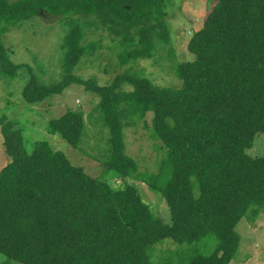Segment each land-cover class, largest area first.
Listing matches in <instances>:
<instances>
[{"label":"trees","instance_id":"1","mask_svg":"<svg viewBox=\"0 0 264 264\" xmlns=\"http://www.w3.org/2000/svg\"><path fill=\"white\" fill-rule=\"evenodd\" d=\"M170 1L0 0V36L41 11L66 19L63 24L71 17L61 44L60 80L43 84L28 68L22 96L38 104L73 84L97 95L109 129L103 166L119 180L114 187L90 176L47 141L28 152L22 130L0 114L9 157L0 170V252L10 260L155 264L160 241L195 244L209 233L217 238L215 246L190 255L186 264H229L234 258L241 242L238 223L248 210L255 217L264 208V155L250 152L264 136V0H209L202 26L187 45L193 59L174 66L177 86L157 85L136 69L126 68L105 85L74 73L95 50L94 43L82 44L84 28L93 24L113 36L121 65L151 57L158 42H169ZM23 66L12 62L0 39V74L16 77ZM141 120L161 152L156 156H162L153 170L141 169L126 151L125 130ZM84 127L83 112L71 109L47 126L73 147ZM130 180L160 195L168 222L152 212Z\"/></svg>","mask_w":264,"mask_h":264},{"label":"rangeland","instance_id":"2","mask_svg":"<svg viewBox=\"0 0 264 264\" xmlns=\"http://www.w3.org/2000/svg\"><path fill=\"white\" fill-rule=\"evenodd\" d=\"M210 7L209 0H171L167 7L166 21L169 27V42H158L153 55L140 58L136 62L121 65L117 57V44L112 35L100 25L84 28L83 46L96 44L92 53L81 58L74 73L82 78H92L98 84H109L117 73L126 68L133 73L140 71L160 86H177L179 80L174 66L177 62L193 59L187 45L192 34L201 28ZM66 20L59 16L41 11L39 15L21 22L20 27L11 29L0 36L12 62L26 65L18 70L16 77H4L0 74V114L14 122L22 130L24 147L31 152L37 141H47L54 150L62 151L73 165L81 166L92 177L104 178L117 186V175L107 172L103 162L109 154V129L103 122L97 108L99 97L84 90L83 85L73 84L63 93L50 97L42 103L30 105L24 101L22 89L28 81L31 68L43 84L49 85L60 80L61 64L64 51L61 49L63 38L69 29ZM115 40V39H114ZM116 41V40H115ZM89 51V50H88ZM140 70V71H139ZM125 89H131L126 86ZM97 109H96V108ZM83 112L85 127L76 147L71 146L58 134L48 131V121L67 110ZM150 115L147 116V119ZM127 153L136 159L143 169L157 166L159 151L154 149L149 130L141 120L126 130ZM165 150V149H164ZM252 155H264V136H259L250 150ZM166 154V150L164 151ZM165 157V155H164ZM9 157L4 151L3 137L0 132V170L8 163ZM115 180V181H114ZM136 185L142 199L149 204L153 213L165 222L169 221V211L165 202L157 193H151L143 182L130 180ZM157 194V195H156ZM166 206V207H165ZM251 210L240 220L237 231L241 242L234 258L229 264H264V208L257 216ZM249 218H252L251 220ZM217 238L209 233L201 241L191 244H179L171 239H164L155 245L153 258L155 264H186L188 257L194 253L207 254L215 246ZM19 264L0 252V264Z\"/></svg>","mask_w":264,"mask_h":264}]
</instances>
